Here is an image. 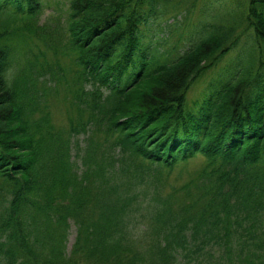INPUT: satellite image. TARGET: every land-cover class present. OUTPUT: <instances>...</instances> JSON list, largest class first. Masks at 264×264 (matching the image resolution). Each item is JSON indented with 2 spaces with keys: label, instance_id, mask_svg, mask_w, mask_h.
Wrapping results in <instances>:
<instances>
[{
  "label": "trees",
  "instance_id": "16d2710c",
  "mask_svg": "<svg viewBox=\"0 0 264 264\" xmlns=\"http://www.w3.org/2000/svg\"><path fill=\"white\" fill-rule=\"evenodd\" d=\"M184 3L0 0V264H264V0Z\"/></svg>",
  "mask_w": 264,
  "mask_h": 264
},
{
  "label": "rangeland",
  "instance_id": "374dc122",
  "mask_svg": "<svg viewBox=\"0 0 264 264\" xmlns=\"http://www.w3.org/2000/svg\"><path fill=\"white\" fill-rule=\"evenodd\" d=\"M45 1V14L44 17H48L55 12V15H61L62 11L64 10L63 2L66 0H44ZM185 3L178 11L177 18L174 20H170L169 18L172 16L171 14L164 18V23L161 28L164 30H159V25L157 24V31L156 34L153 35V39L156 37H163L164 32L166 36H169L171 28H177L178 36H172L168 46H174L179 38L178 46L179 49H175V51L183 52L187 49L188 45L191 43V38L195 35V31L201 27V25L208 20V11L209 13L213 11L219 12V10H223L224 8L233 6L236 8L238 3L244 2V0H184ZM167 19V20H166ZM160 22V21H159ZM174 22L172 27L167 26L166 24H170ZM194 34V35H193ZM248 40L243 39L241 41V45L228 54L214 69L210 70L204 77H202L196 85L191 89L189 94V99L191 101L198 100L202 98L203 93L208 90V88L217 83L218 80L224 78L228 72L232 71L236 66V59L243 57L246 54V50L248 48ZM238 61V60H237ZM202 164L201 159H196L193 163L189 166L188 170L192 171L197 169ZM180 171L177 170L172 174L171 183H174V179L178 177ZM72 230L70 240L68 243L69 248L72 247L76 234ZM237 249L234 250L232 257L235 258L238 255ZM217 256L226 257L224 254ZM206 264H217L216 256L206 255ZM194 264V263H193Z\"/></svg>",
  "mask_w": 264,
  "mask_h": 264
}]
</instances>
